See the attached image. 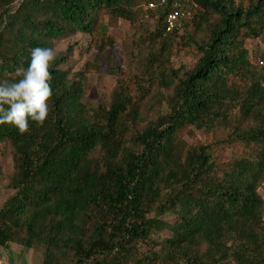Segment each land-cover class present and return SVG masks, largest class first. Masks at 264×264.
I'll list each match as a JSON object with an SVG mask.
<instances>
[{
  "label": "trees",
  "instance_id": "obj_1",
  "mask_svg": "<svg viewBox=\"0 0 264 264\" xmlns=\"http://www.w3.org/2000/svg\"><path fill=\"white\" fill-rule=\"evenodd\" d=\"M191 1L168 32L173 0H0V81L35 47L98 37L83 70L71 49L51 66L42 127L0 125L13 160L1 248L33 250L41 264H264V51L253 64L246 46L264 44V0ZM146 12L155 28L143 26L148 46L137 39L128 74L108 29H138ZM181 44L192 65L172 62ZM104 61L116 89L88 107L84 82Z\"/></svg>",
  "mask_w": 264,
  "mask_h": 264
},
{
  "label": "rangeland",
  "instance_id": "obj_2",
  "mask_svg": "<svg viewBox=\"0 0 264 264\" xmlns=\"http://www.w3.org/2000/svg\"><path fill=\"white\" fill-rule=\"evenodd\" d=\"M147 6L144 10L147 11ZM138 29L132 28L126 21H119L116 27L108 29V35L117 41L116 56L117 60L122 66L123 71L132 74L136 70L134 64V56L136 54V44L138 39V51L143 47L148 46V41L143 36V26L154 31L155 20L151 13L146 12L138 20ZM180 35L184 34L183 29L180 30ZM142 35V40H140ZM98 37L94 35L76 34L67 39L59 40L53 43V47H57L59 55L68 51L73 52L72 64H70L73 72L81 69L88 62L94 61L97 53ZM150 49L158 50L159 45H149ZM246 46L250 51V59L252 63L256 62L255 58H259L264 51V44L259 40L254 42L247 41ZM58 55V56H59ZM194 57L189 48L184 45H175L172 62L177 66L192 65ZM141 69V64L138 62V72ZM116 89V77L108 70V63L104 61L98 72L88 74L84 82V103L88 107L97 108L99 106H108L111 102L112 95ZM198 139L205 141L206 136H198ZM189 142L192 139L188 140ZM231 150H226L225 156L230 154ZM13 169V160L9 148L4 144H0V207L4 204L6 199L11 195V190L8 188L9 176ZM0 264H41V258L33 250L23 249L18 245L12 244L9 247H0Z\"/></svg>",
  "mask_w": 264,
  "mask_h": 264
},
{
  "label": "clouds",
  "instance_id": "obj_3",
  "mask_svg": "<svg viewBox=\"0 0 264 264\" xmlns=\"http://www.w3.org/2000/svg\"><path fill=\"white\" fill-rule=\"evenodd\" d=\"M57 47H35L30 63L15 69V78L0 81V125L29 132V120L42 127L48 119L53 95L51 66L59 55Z\"/></svg>",
  "mask_w": 264,
  "mask_h": 264
},
{
  "label": "built area",
  "instance_id": "obj_4",
  "mask_svg": "<svg viewBox=\"0 0 264 264\" xmlns=\"http://www.w3.org/2000/svg\"><path fill=\"white\" fill-rule=\"evenodd\" d=\"M166 0H163L165 2ZM174 10L171 11L166 17V30L173 31L175 29H180L182 27L183 20L190 16L192 13V8H197L198 4L192 2L191 0H173ZM149 9H155V4L150 3L148 5ZM259 66L264 67V61L259 62Z\"/></svg>",
  "mask_w": 264,
  "mask_h": 264
}]
</instances>
